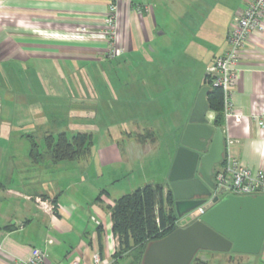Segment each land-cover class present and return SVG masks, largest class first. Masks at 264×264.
Segmentation results:
<instances>
[{
    "label": "crops",
    "instance_id": "0c3cea01",
    "mask_svg": "<svg viewBox=\"0 0 264 264\" xmlns=\"http://www.w3.org/2000/svg\"><path fill=\"white\" fill-rule=\"evenodd\" d=\"M249 2L116 1L113 42L122 50L119 57L128 83L123 97L127 113L121 127L114 125L107 130V134L111 130L114 133L105 144L102 140L103 147L94 160L103 168L120 166L105 179L118 188L113 195L98 190L99 199L98 195L86 200L81 188L77 189L85 183L82 175L70 180L65 174L51 177L32 172L27 177L16 176L14 181V166L4 172L0 150V264L26 260L33 248L44 254L45 264H72L75 260L78 264H132V256L112 234L110 219L115 194H128L119 187L125 176L121 165L129 163L125 145L133 141L130 133L153 129V144L159 137L176 138L172 163L196 96L206 86L207 68L227 50L230 24ZM107 5L108 0H0V148L11 137L14 126H23L20 122L24 116L28 120L35 109L44 112L45 106L39 104L47 93L41 84L47 78L42 76L45 68L51 75V68L66 71L70 64L93 65L106 56L107 40L101 34ZM81 28L87 34L77 38ZM236 68L240 73L231 103L241 119L223 113L220 129L224 141L231 142L233 156L253 172H264V32L250 35ZM45 110L47 115L60 113L57 107L47 106ZM14 116L19 118L14 120ZM208 118L213 124L214 113L208 111ZM259 120L263 126L258 125ZM79 128L66 126L60 132L77 133ZM163 130L167 133H157ZM59 163L46 167L47 171ZM166 170L164 181L158 183L164 192L168 187ZM92 177L99 180L97 173ZM71 189L74 192L70 193ZM54 191L52 210L47 212L36 199ZM120 251L125 253L122 258L116 256ZM260 253L259 261L264 263V240ZM94 255H98V263H94Z\"/></svg>",
    "mask_w": 264,
    "mask_h": 264
},
{
    "label": "rangeland",
    "instance_id": "374dc122",
    "mask_svg": "<svg viewBox=\"0 0 264 264\" xmlns=\"http://www.w3.org/2000/svg\"><path fill=\"white\" fill-rule=\"evenodd\" d=\"M119 56L113 59L108 58L107 55L102 56L93 65L90 63L82 66L70 64L66 71L62 68L54 71L51 68V75H48V68L44 69L45 73H42V76L47 78L41 84L48 90L43 88L44 92L47 93H45V97L39 105L41 107H43L42 104L45 106L42 110L44 112L47 106H51L52 108L57 107V111L60 113L47 115L38 111L40 109H35V114L29 115L28 120L24 116V122H20L23 125L22 127L14 126V132L11 133V137L3 145L1 144L0 148L4 172L11 170L12 166H14V181L16 176L27 177L32 175V172L51 177L65 174V177L70 178V180H72L74 175H82L85 178V183L82 181L84 183L83 186H79L77 189L81 188L80 193L86 200H88V197L94 199V197L96 198L100 195L101 193L98 190L105 189L111 194L118 188L116 185L113 187L110 182L105 183V179L108 176L107 174L112 170H117L120 166L100 167L94 157H97L98 149L103 147L100 145L103 142L102 140H105L103 143L105 144L109 135L114 133L111 130L112 132L109 131L107 134V130L114 125L121 127L126 120L127 107L124 104L123 97L125 96L124 93L128 92V83H126L124 78L123 61ZM67 59L70 58L68 57ZM48 94L50 97L47 98ZM18 118L19 116H14V120ZM66 126L69 129L81 127L79 133L90 135L91 146L89 155L73 161L61 162L57 165L58 167H52L53 169L51 168L48 171L46 167L54 165L46 164V162L38 165L32 163L29 157L30 139L27 136L31 135L32 139L37 143L38 150L42 151L44 138L48 134L55 136L60 131H63L61 129ZM73 133L75 132L68 130L66 135L70 137ZM157 133L166 134L167 132L163 130ZM154 134L155 131L153 129L149 130V132L140 133L136 131L135 133H130V139L133 141H131V144L126 142L125 145L128 149L127 157L129 163L125 162L123 166L121 165L125 176L121 178V187H119L123 190L125 189L126 193L132 192L134 189L143 187L148 183L158 184L160 181H164L166 169L170 170L172 164H170V157L174 152L176 138L172 137L166 140L167 137H159L156 143L153 144V141H155ZM104 152L107 154V151ZM94 173L99 175V180L92 177ZM166 177L168 180V174ZM87 190H89L88 194ZM69 192H74V189L69 190ZM56 193L57 191L46 192L38 199L41 202H46L51 206L52 210V203ZM116 195L118 194H115L117 199L122 196V194ZM38 199H36V202H38ZM183 224V220L177 221L178 226ZM123 254L125 253L120 251L116 256L122 258ZM260 254L245 255L200 250L195 254L190 264H264L259 261ZM127 255L129 257L132 256L131 252L127 253ZM243 256L252 257L246 258Z\"/></svg>",
    "mask_w": 264,
    "mask_h": 264
},
{
    "label": "water",
    "instance_id": "95a60500",
    "mask_svg": "<svg viewBox=\"0 0 264 264\" xmlns=\"http://www.w3.org/2000/svg\"><path fill=\"white\" fill-rule=\"evenodd\" d=\"M208 91L203 86L196 96L168 174L174 211L184 224L149 243L140 264H190L200 250L245 255L261 251L264 195L213 192L225 141L222 130L209 121Z\"/></svg>",
    "mask_w": 264,
    "mask_h": 264
},
{
    "label": "trees",
    "instance_id": "16d2710c",
    "mask_svg": "<svg viewBox=\"0 0 264 264\" xmlns=\"http://www.w3.org/2000/svg\"><path fill=\"white\" fill-rule=\"evenodd\" d=\"M205 84L209 87L206 96L208 109L214 113L215 127L221 128L223 122L221 90L211 86L208 75ZM27 138L30 139L29 157L36 165L42 162L55 165L62 161H73L90 153L91 139L86 133L77 132L70 137L64 132H59L55 136L48 134L44 138L42 151L38 150L37 143L31 135ZM216 172L215 169L213 178ZM110 219L112 234L118 237L125 251L131 252L132 264H140L146 246L169 234L177 226L178 221L169 188L167 187L164 192V187L158 184H146L119 197L110 208Z\"/></svg>",
    "mask_w": 264,
    "mask_h": 264
},
{
    "label": "built area",
    "instance_id": "2783aa9c",
    "mask_svg": "<svg viewBox=\"0 0 264 264\" xmlns=\"http://www.w3.org/2000/svg\"><path fill=\"white\" fill-rule=\"evenodd\" d=\"M116 1L108 0L106 14L103 19L104 30L101 38L107 40L108 50L107 57L113 59L121 54V49L114 46V28L116 18ZM141 12V8H136ZM80 36L83 38L87 31L83 28L77 29ZM264 32V0H250L249 4L243 13L235 17L230 24V28L226 37L228 48L225 53L213 60L207 68V74L210 77V84L213 88H218L222 93V108L225 116L232 115L236 119H241V116L234 113L231 103L232 91L239 79V70L236 68V63L240 51L249 40L253 33ZM90 36V35H88ZM90 38H96L90 36ZM254 119L257 117L253 116ZM258 125L263 126V120L258 121ZM231 142L226 140L225 150L223 155L222 165L217 169L214 180V191L220 189L226 193L235 196H257L264 195V172L258 170L253 172L248 166L242 164L230 152ZM43 209L51 212V206L46 202L37 200ZM210 201V199H208ZM207 201V202H208ZM200 214L203 213L201 207L198 208ZM94 263L99 262L98 255L93 256ZM15 264H45L44 254L37 248L31 250L30 256L26 260H19ZM72 264H78L75 260Z\"/></svg>",
    "mask_w": 264,
    "mask_h": 264
},
{
    "label": "flooded vegetation",
    "instance_id": "af4514ba",
    "mask_svg": "<svg viewBox=\"0 0 264 264\" xmlns=\"http://www.w3.org/2000/svg\"><path fill=\"white\" fill-rule=\"evenodd\" d=\"M179 220V219H178Z\"/></svg>",
    "mask_w": 264,
    "mask_h": 264
}]
</instances>
